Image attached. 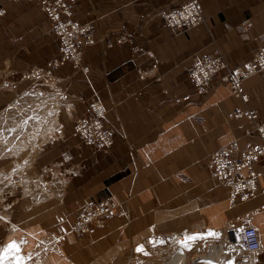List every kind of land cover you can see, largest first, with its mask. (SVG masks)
I'll return each instance as SVG.
<instances>
[{
    "label": "crops",
    "instance_id": "0c3cea01",
    "mask_svg": "<svg viewBox=\"0 0 264 264\" xmlns=\"http://www.w3.org/2000/svg\"><path fill=\"white\" fill-rule=\"evenodd\" d=\"M182 1L73 0V18L90 24L91 41L82 47L85 69L64 61L53 79L36 82L25 75L58 55L57 39L34 0H0V82L18 83L0 89L1 108L17 93L33 100L38 115L45 102L57 100L48 112L52 134L34 157L28 159V143L17 153L0 154V247L15 240L26 251L27 232L52 231L63 233V239L33 264H109L150 234L207 227L216 233L209 241L221 250L236 246L232 234L242 219L256 227L264 246V191L259 190L264 177L256 178L254 195L230 200L227 186L206 164L207 153L233 137L240 144L259 140L255 132L243 133L250 119L230 113L246 107L255 111L256 121L264 120V72L242 79L245 101L216 77L199 91L186 73L194 50H218L228 65H238L264 46V0H198L202 20L172 29L158 11ZM243 17L249 19L245 32ZM92 99L104 108L102 122L111 132L103 149L71 133L73 117ZM64 149L72 156L58 164ZM29 176L36 177L33 199ZM106 195L120 202L122 213L91 232L73 234L69 225L81 205ZM187 242L178 245L181 257ZM206 252L196 257L211 264L203 260ZM255 264H264V248Z\"/></svg>",
    "mask_w": 264,
    "mask_h": 264
},
{
    "label": "built area",
    "instance_id": "2783aa9c",
    "mask_svg": "<svg viewBox=\"0 0 264 264\" xmlns=\"http://www.w3.org/2000/svg\"><path fill=\"white\" fill-rule=\"evenodd\" d=\"M45 13L50 28L58 42V55L52 57L41 66H31L25 77L32 81H48L55 76L53 70L64 61H69L75 69H85L81 61L82 47L91 41L89 21H78L73 18L71 8L73 0H34ZM3 8L0 7V14ZM159 16L172 29L193 27L202 20L201 5L198 0H184L169 9H160ZM242 31L249 27L248 17L240 21ZM123 38V35L120 36ZM257 72H264V46L254 50L251 55L238 65H228L218 50L204 53L194 50L189 56L186 67L187 76L195 88L205 90L216 77L225 83L230 93L241 100H246V93L242 88L243 78ZM104 109L97 99L88 102L84 111L76 114L72 119L71 133L77 135L83 144L95 148H106L111 143V132L103 125ZM233 117H246L252 121L243 133L255 132L257 142L246 141L240 144L237 137L218 145L207 153L206 164L209 174L227 186L230 200L237 196L244 199L257 192L256 178L264 177V120L256 121V113L250 108L235 107L230 113ZM241 127V124H238ZM71 153L65 149L61 152L60 163L71 158ZM259 163L261 169L253 166ZM264 191V183L259 189ZM120 203L106 195L100 198L86 200L74 215L69 227L70 231L79 236L91 232L105 219L120 215ZM236 242L240 247L233 255L234 264H254L251 256L256 255L264 246L261 245L257 229L247 220L242 219L236 224ZM48 242L43 241V249H52L58 244L61 235L46 233Z\"/></svg>",
    "mask_w": 264,
    "mask_h": 264
},
{
    "label": "rangeland",
    "instance_id": "374dc122",
    "mask_svg": "<svg viewBox=\"0 0 264 264\" xmlns=\"http://www.w3.org/2000/svg\"><path fill=\"white\" fill-rule=\"evenodd\" d=\"M17 84L18 83L16 82L4 83V81H1L0 89H14L15 87H18L16 86ZM2 102L3 98H0V154H3L4 152L17 153L24 147L25 143H28L29 146L27 147V154L28 159L30 160L35 156L36 151L39 148V143L44 139L49 138L52 134L51 129L53 116L52 112L49 114L48 112L52 110L53 107L57 108V100L53 102H45L41 106L43 112H41L39 115L36 114V106L34 105L33 100L29 97L26 98V96L23 100H21L18 93L12 99L10 104L7 105V107L1 108L3 104ZM60 160L61 157L58 161V164H62L60 163ZM58 179V184H61V178L59 177ZM27 184L29 196L33 199V197H35L36 177L29 176L27 179ZM4 218L6 217L4 216ZM5 220L9 222V229L14 231V228H16L14 221L9 220V217H7ZM211 232L213 233L212 229L205 227L175 234H150L147 235L143 240L135 243L133 246L127 247L119 252V254L115 256L117 259H112L109 264H201L200 261H202V255L198 257H196V255H198V253H204L206 251L208 252L212 245L217 244L213 240L209 241L208 238L212 235H209L208 233ZM46 233L61 235L62 238L60 241L63 239V233L45 231L36 236L27 232L29 242L27 244L26 251H23V249L21 250L19 242L15 240L8 241L0 247V264H33L34 261L40 258V256H43L45 253L52 251L53 249H56L60 241L50 250L43 249V241L48 242V239L45 236H42ZM151 237H154L155 241L152 242L150 240ZM189 237L196 238L193 240L188 239ZM185 240H188V242L185 244L186 248L183 249V252L186 251V254L185 256L181 257L178 255L179 249L177 248L178 245H180V243ZM233 247L234 245H228L224 251L221 250L217 252V254L215 253L216 259L214 264H230L232 259L222 256L221 254H227L230 252V250H233ZM138 248H142V251H137ZM218 255H221V258L218 257Z\"/></svg>",
    "mask_w": 264,
    "mask_h": 264
},
{
    "label": "bare ground",
    "instance_id": "6f19581e",
    "mask_svg": "<svg viewBox=\"0 0 264 264\" xmlns=\"http://www.w3.org/2000/svg\"><path fill=\"white\" fill-rule=\"evenodd\" d=\"M234 96V95H233ZM236 97V96H235ZM239 98V97H238ZM100 103V102H99ZM101 105V104H100ZM102 106V105H101ZM103 108V107H102ZM104 109V108H103ZM105 111V110H104ZM104 116V115H103ZM101 149H103V148H101ZM257 233H258V231H257ZM258 236H259V233H258ZM232 237H234L235 238V240H236V238H237V230H236V233H234V234H232ZM150 240L153 242V241H155L154 240V237H151L150 238ZM259 240H260V238H259ZM237 243V242H236ZM260 243H261V241H260ZM262 245V244H261ZM218 247H220V246H218ZM217 246H215V245H212L211 247H210V250L208 251V253H207V255H206V257L203 259L204 261H206V262H208V263H211L212 261V263L214 264V262H215V257H216V255H215V253L217 254V252H219V251H221V249L220 248H218ZM222 250H223V247H222ZM225 250V249H224ZM223 250V251H224ZM223 251H222V253H223ZM227 251V250H226ZM237 251H240V247H239V245H238V243H237V245L235 246V244H234V247H233V250L231 251L230 250V252H228L227 253V258H230V259H232V262L230 263V264H234V260H233V255L237 252ZM255 256L256 255H252L251 256V261H252V263H254L255 264ZM199 261V260H198ZM200 263L202 264V261H200ZM211 263V264H212ZM199 264V263H198Z\"/></svg>",
    "mask_w": 264,
    "mask_h": 264
},
{
    "label": "snow or ice",
    "instance_id": "6c2138e0",
    "mask_svg": "<svg viewBox=\"0 0 264 264\" xmlns=\"http://www.w3.org/2000/svg\"><path fill=\"white\" fill-rule=\"evenodd\" d=\"M209 235H215V233H209ZM196 237H189L188 239H195ZM137 251H142V248H138Z\"/></svg>",
    "mask_w": 264,
    "mask_h": 264
}]
</instances>
